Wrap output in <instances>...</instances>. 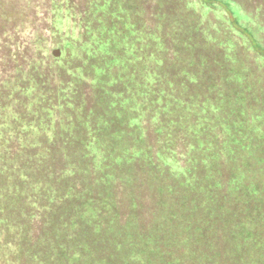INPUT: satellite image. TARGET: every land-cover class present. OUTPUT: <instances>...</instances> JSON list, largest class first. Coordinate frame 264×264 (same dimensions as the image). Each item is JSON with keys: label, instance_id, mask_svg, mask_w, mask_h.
Masks as SVG:
<instances>
[{"label": "trees", "instance_id": "16d2710c", "mask_svg": "<svg viewBox=\"0 0 264 264\" xmlns=\"http://www.w3.org/2000/svg\"><path fill=\"white\" fill-rule=\"evenodd\" d=\"M64 1L41 32L0 5V264H264L247 34L198 0ZM234 1L260 48L264 0Z\"/></svg>", "mask_w": 264, "mask_h": 264}, {"label": "rangeland", "instance_id": "374dc122", "mask_svg": "<svg viewBox=\"0 0 264 264\" xmlns=\"http://www.w3.org/2000/svg\"><path fill=\"white\" fill-rule=\"evenodd\" d=\"M63 2L65 1L64 0H0V5L3 4L6 8L11 9L13 5L17 3L20 4L21 8H24L30 14L32 15L34 14L37 16L38 21H35V23L33 24V28H41L46 31V30H49V28L51 27L50 20L52 18V15L57 11L56 8L59 5L57 3H61L62 5ZM66 5L67 3H65L64 6ZM198 6L202 8L204 12L212 10V11H215L217 14L228 13L233 26L236 29L240 30V31H237L235 29V31L246 33L252 45L254 46V48L260 52V58L264 60V45L262 44V42L260 41V48H259L258 47L259 45H257L256 40L252 38V36L249 33H247L246 31H243L244 28L243 30L241 28V26L244 23L243 21H247V17H246L243 7H241L236 1L234 0H198ZM67 9H70V12H73L74 10L75 11H79V9L82 10L83 7H81L80 3L77 1L76 3H72L67 8H65V11H67ZM261 23L264 25L263 21H261ZM46 41L48 43V37ZM262 63L264 64V61H262ZM260 74L263 77L264 65L260 67Z\"/></svg>", "mask_w": 264, "mask_h": 264}, {"label": "flooded vegetation", "instance_id": "af4514ba", "mask_svg": "<svg viewBox=\"0 0 264 264\" xmlns=\"http://www.w3.org/2000/svg\"><path fill=\"white\" fill-rule=\"evenodd\" d=\"M32 30H36V31H38V32L43 31V29H41V28H33ZM45 40H46V38H45ZM45 42H46V41H45ZM57 52L60 53L59 56H56ZM51 55H52V57H53L54 59H60V58H62V55H64V50H62L61 47H55V48L51 51Z\"/></svg>", "mask_w": 264, "mask_h": 264}, {"label": "water", "instance_id": "95a60500", "mask_svg": "<svg viewBox=\"0 0 264 264\" xmlns=\"http://www.w3.org/2000/svg\"><path fill=\"white\" fill-rule=\"evenodd\" d=\"M59 55H60V53H59V52H57L56 56H59Z\"/></svg>", "mask_w": 264, "mask_h": 264}]
</instances>
